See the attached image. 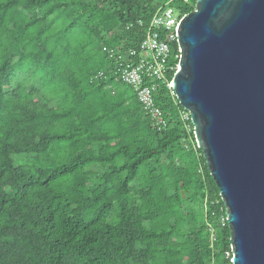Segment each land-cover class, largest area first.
I'll list each match as a JSON object with an SVG mask.
<instances>
[{"label": "trees", "instance_id": "trees-1", "mask_svg": "<svg viewBox=\"0 0 264 264\" xmlns=\"http://www.w3.org/2000/svg\"><path fill=\"white\" fill-rule=\"evenodd\" d=\"M195 5L0 0V264H231L188 112L161 83L155 129L103 51L138 49L155 14Z\"/></svg>", "mask_w": 264, "mask_h": 264}, {"label": "water", "instance_id": "water-1", "mask_svg": "<svg viewBox=\"0 0 264 264\" xmlns=\"http://www.w3.org/2000/svg\"><path fill=\"white\" fill-rule=\"evenodd\" d=\"M176 39L171 89L224 203L231 264H264V0H196Z\"/></svg>", "mask_w": 264, "mask_h": 264}, {"label": "built area", "instance_id": "built-area-1", "mask_svg": "<svg viewBox=\"0 0 264 264\" xmlns=\"http://www.w3.org/2000/svg\"><path fill=\"white\" fill-rule=\"evenodd\" d=\"M182 16L171 6L159 11L151 19L149 30L139 42L138 49L126 51L116 45L103 47L104 53L114 62L112 73L115 80L136 92L144 113L158 131L166 128L167 119L155 97L160 91L161 83L165 82L171 89L172 80L167 82V77L171 74L174 76L178 70L180 49L178 47L175 51L172 43L177 42L176 26ZM139 24L142 22L139 21ZM106 75L104 71H97L93 73L91 81L104 79ZM183 118L189 119V114L183 112ZM214 203L219 204L220 200ZM226 221V216L221 217L222 225ZM211 238L215 240L213 233ZM225 255L232 256L231 250L225 251Z\"/></svg>", "mask_w": 264, "mask_h": 264}]
</instances>
